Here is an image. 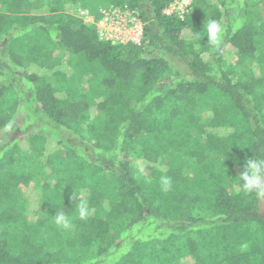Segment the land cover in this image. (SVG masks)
<instances>
[{
	"label": "trees",
	"instance_id": "16d2710c",
	"mask_svg": "<svg viewBox=\"0 0 264 264\" xmlns=\"http://www.w3.org/2000/svg\"><path fill=\"white\" fill-rule=\"evenodd\" d=\"M171 2L0 0V264H264V0Z\"/></svg>",
	"mask_w": 264,
	"mask_h": 264
},
{
	"label": "built area",
	"instance_id": "2783aa9c",
	"mask_svg": "<svg viewBox=\"0 0 264 264\" xmlns=\"http://www.w3.org/2000/svg\"><path fill=\"white\" fill-rule=\"evenodd\" d=\"M190 0H172L169 6L164 10L166 16H175L178 19H183V17L189 12ZM79 15H87L86 11L80 10ZM102 18L99 22L98 35L101 39L111 41L112 43L124 37V35H129V33L123 34L127 31V24H133L135 17H133L129 12H122L119 10H107L101 12ZM133 42V41H128ZM127 43V42H126ZM134 43V42H133Z\"/></svg>",
	"mask_w": 264,
	"mask_h": 264
},
{
	"label": "clouds",
	"instance_id": "9594fccd",
	"mask_svg": "<svg viewBox=\"0 0 264 264\" xmlns=\"http://www.w3.org/2000/svg\"><path fill=\"white\" fill-rule=\"evenodd\" d=\"M224 28L215 20H211L206 25V39L212 46H218L223 37ZM203 39L204 37H199ZM241 179L244 181L243 187L246 191H251L257 186L258 178L255 175H249L248 172L241 173ZM159 183L162 191L168 192L171 190L172 181L167 175H161ZM78 215L81 220H85L90 215V209L88 208L86 201H81L78 205ZM55 223L63 229H69L72 227L71 221L64 212H59L55 215Z\"/></svg>",
	"mask_w": 264,
	"mask_h": 264
},
{
	"label": "rangeland",
	"instance_id": "374dc122",
	"mask_svg": "<svg viewBox=\"0 0 264 264\" xmlns=\"http://www.w3.org/2000/svg\"><path fill=\"white\" fill-rule=\"evenodd\" d=\"M80 10L87 12L86 9H80V8L78 9V7H68L69 12L75 13L77 16L83 18L87 24H90L92 22V18L89 17L88 14L87 15H79L78 13ZM105 11H107V10H105ZM134 19H135V21H133V24H129V23L127 24L126 29H128V30L123 32V34L129 33V35H126V36L124 35V37L121 38V40H119L121 43H126L128 41H133L134 43H137V44L139 43L140 38H141V34H142L141 33L142 32V26H141L140 22L138 21V19H136V18H134ZM99 22H100V20L98 21L97 26L100 29ZM115 42H117V41H115ZM164 57L167 60L171 61L177 68H179V70L185 71V67L181 63H179V61L176 58L171 57L167 54H164Z\"/></svg>",
	"mask_w": 264,
	"mask_h": 264
}]
</instances>
